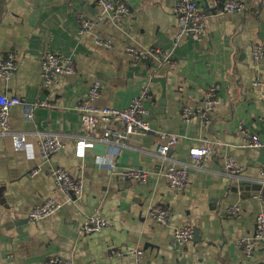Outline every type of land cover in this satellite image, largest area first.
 Returning <instances> with one entry per match:
<instances>
[{"label": "crops", "instance_id": "crops-1", "mask_svg": "<svg viewBox=\"0 0 264 264\" xmlns=\"http://www.w3.org/2000/svg\"><path fill=\"white\" fill-rule=\"evenodd\" d=\"M99 1L116 0H0V62L12 56L17 64L10 79L0 78V93L21 101L10 110L12 135L0 136V264H43L53 256L73 264H264V243L251 258L238 247L264 215V148L247 147L252 134L264 143V0H243L247 10L241 14L225 13L221 0H193L207 15L202 41L176 39L175 0H121L128 9L124 18L105 20L79 37L80 23L100 13ZM97 38L111 47H99ZM255 45L262 48L257 60ZM127 46L171 53L172 61L136 63ZM46 52L71 59L75 69L47 89L40 69ZM94 81L102 87L96 104L112 109L127 108L147 89L143 108L151 132L140 150L122 149L113 170L101 162L111 152L103 151L105 145L77 155L76 142L98 138L106 126L99 121L86 132L75 109ZM210 88L218 101L208 113L210 124L196 116L183 121V107L206 108ZM40 101L49 106H32ZM42 132L59 135L65 146L45 163L37 135ZM156 133L177 136L168 158L190 166L183 190L167 186L161 170L168 163L162 166L156 157ZM11 136L23 137L24 149L16 150ZM207 143L211 155L194 163L189 149ZM225 158L237 164L238 178L222 175ZM55 167L81 181V198L56 189L50 175ZM126 169L146 173V183L123 180ZM47 199L60 209L30 224V210ZM155 205L168 210V225L148 215ZM231 207L238 210L234 216L228 215ZM91 215L109 226L84 235L81 224ZM185 226L194 239L177 250L173 230ZM130 249L142 255L126 253Z\"/></svg>", "mask_w": 264, "mask_h": 264}, {"label": "built area", "instance_id": "built-area-1", "mask_svg": "<svg viewBox=\"0 0 264 264\" xmlns=\"http://www.w3.org/2000/svg\"><path fill=\"white\" fill-rule=\"evenodd\" d=\"M222 9L225 13L241 14L246 12L247 6L243 0H221ZM98 6L100 13L94 21L83 20L80 23L78 36H84L89 30L97 27L105 20L118 22L128 12V9L123 1L116 0L114 2L99 1ZM173 12L177 18L178 32L176 39H192L202 41L206 38L207 33L205 29L206 13L193 0H175ZM96 44L99 47L108 49L111 47L109 41H102L96 39ZM125 52L136 63H145L155 61L160 64H167L172 61L171 53L161 52L155 50H139L131 46L125 48ZM262 56V48L255 45L252 49V57L254 60L260 59ZM41 81L42 86L49 88L56 78L60 76L74 75L75 69L71 59L61 58L55 53L46 52L43 54L41 62ZM17 70V64L13 57L9 56L8 60L0 62V78L10 79ZM101 84L94 81L88 88L85 100L78 106L76 111L80 115L83 129L86 132L93 131L99 121L106 124L101 136L95 139L84 138L76 142L78 148L77 155L82 156L85 149H91L96 144L107 146L111 150L101 162L107 168L116 169V157L122 149L140 150V141L143 137L151 132V129L146 121V112L143 108V101L148 98L147 89L143 90L139 97L131 100L127 108L123 110L112 109L108 107H101L96 104L101 94ZM216 90L213 88L205 91L204 99L206 108L192 109L187 106L181 109V119L185 122L191 120L193 116L199 117L205 126L210 124L208 113L215 107L218 101L215 98ZM21 103L20 99L16 97H8L0 93V136L12 135L9 125V114L12 107ZM34 107H48L46 101L35 102ZM30 118V115H27ZM114 121L116 125H110ZM39 137V155L42 163L57 155L64 149V143L57 134L42 132L37 134ZM14 140L15 149H24L23 137L11 136ZM155 137L158 140L156 146V157L168 164L162 168L161 172L166 179L167 186L175 191L183 190L188 181L189 165L174 163L168 158V153L177 143V136L167 133H156ZM247 147L260 150L264 148V143L260 140L257 134H252L248 137ZM212 147L210 143L205 144L201 148H190L188 153L194 163L207 158L211 155ZM162 161V162H161ZM240 169L237 164L230 158H225L222 175L229 179L238 178ZM37 170L32 172L36 175ZM50 175L53 178L56 189L64 195H73L76 199L83 195V186L81 181L73 178L65 169L55 167L51 169ZM120 176L123 180L134 181L140 184H145L147 177L146 173L136 169H126L121 171ZM261 185L264 187V173H261ZM61 205L52 199L44 200L36 204L29 212L27 221L30 224H36L48 217L52 216L60 209ZM238 213L235 207H231L228 211L229 216H234ZM148 215L160 225L166 226L169 222V212L163 206L155 205L148 209ZM108 223L97 215L86 217L81 224V232L84 235H90L102 231L108 227ZM194 239V231L191 227H181L173 230L172 246L175 249H181ZM264 243V215L259 214L255 219V230L251 238L242 237L238 241V247L241 248L245 258H251L257 248V244ZM128 254L135 255L139 258L142 252L137 249H130L126 251ZM115 255L121 256L123 253L115 251ZM43 264H73L72 261L61 258L59 256L50 257Z\"/></svg>", "mask_w": 264, "mask_h": 264}, {"label": "water", "instance_id": "water-1", "mask_svg": "<svg viewBox=\"0 0 264 264\" xmlns=\"http://www.w3.org/2000/svg\"><path fill=\"white\" fill-rule=\"evenodd\" d=\"M97 145H98V144H96L92 149H93V150L96 149V148H97ZM106 148H107V146L104 147L103 151L106 150ZM103 151H99V152L102 153Z\"/></svg>", "mask_w": 264, "mask_h": 264}]
</instances>
